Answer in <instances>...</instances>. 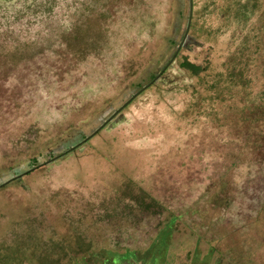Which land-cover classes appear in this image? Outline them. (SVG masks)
Instances as JSON below:
<instances>
[{
  "label": "rangeland",
  "instance_id": "1",
  "mask_svg": "<svg viewBox=\"0 0 264 264\" xmlns=\"http://www.w3.org/2000/svg\"><path fill=\"white\" fill-rule=\"evenodd\" d=\"M11 2L0 264H264V0Z\"/></svg>",
  "mask_w": 264,
  "mask_h": 264
},
{
  "label": "trees",
  "instance_id": "2",
  "mask_svg": "<svg viewBox=\"0 0 264 264\" xmlns=\"http://www.w3.org/2000/svg\"><path fill=\"white\" fill-rule=\"evenodd\" d=\"M11 1L12 0L9 1L10 2L9 4H5L6 1L4 3L0 2V17H2L5 20H8V21L16 20V19L22 17L23 14L26 13L27 9H30V4L18 5V4H14L15 3L14 1H13L14 3ZM40 2H44V3L43 4H39V3L37 4L38 11L41 10V14L45 13V12L51 13V11L54 8L53 5L55 3V0H40ZM180 68L185 69L187 71H190V73L194 76L198 75L200 72L198 67H195L193 64L187 62L186 60L180 63ZM154 76L155 75H151L150 80H152L154 78ZM141 88H139V90ZM46 155H47V157H54L55 156L51 151L48 152ZM29 164H31V166L36 165L37 159L34 157L30 158ZM9 180L13 181L14 179L12 177ZM10 182H8V183H10ZM8 183H6L5 185H7Z\"/></svg>",
  "mask_w": 264,
  "mask_h": 264
},
{
  "label": "flooded vegetation",
  "instance_id": "3",
  "mask_svg": "<svg viewBox=\"0 0 264 264\" xmlns=\"http://www.w3.org/2000/svg\"><path fill=\"white\" fill-rule=\"evenodd\" d=\"M192 13H193V0H192ZM188 16H189V14H188ZM192 18V17H191ZM190 26H191V20H190V23H189V25H188V20H187V26H186V28H185V30H184V33H183V35H182V37H181V39H180V42L178 43V46H180L179 47V50H180V48H188V46L189 45H191V44H193L194 42H193V39H192V37L189 35V29H190ZM178 46H177V48H178ZM188 62V61H187ZM190 63V62H189ZM192 64V63H191ZM171 64H166L161 70H160V72L158 73V74H156L155 76H154V78L152 79V80H154L153 81V83H151V85L152 84H154L157 80H159L160 78H161V76L164 74V72L169 68V66H170ZM195 67H198L199 68V70H200V72L199 73H201L202 72V70L200 69V67L199 66H196L195 64H193ZM188 72H190V71H188ZM151 80V81H152ZM145 90V89H144ZM143 90V87L139 90V93H141L142 91H144ZM138 93V92H137ZM138 93V94H139ZM118 115V113L113 117V118H115L116 116ZM112 118V119H113ZM112 119L110 120V121H112ZM105 126V125H104ZM103 126V127H104ZM102 127H100V129H101ZM99 129V130H100ZM98 130V131H99ZM97 131V132H98ZM97 134V133H96ZM95 134V135H96ZM94 136V135H93ZM62 155V154H61ZM168 230H170V225L168 226ZM164 234V232L161 230L160 232H159V235L160 234ZM162 237V236H161ZM158 241H161L159 238H158V240H157V242H156V244L155 245H157V247L159 246V243H158ZM164 242H166V241H161V244L162 243H164ZM161 248V247H160ZM162 257V256H161ZM161 257L159 258V259H161ZM209 257H210V255L209 256H206L203 260H199L198 259V257L197 256H194V260H190L189 261V264H209V262H208V259H209ZM159 261H161V260H157L156 261V263L158 262V264H159ZM105 264H109L108 262H104ZM213 264H217V263H213Z\"/></svg>",
  "mask_w": 264,
  "mask_h": 264
},
{
  "label": "water",
  "instance_id": "4",
  "mask_svg": "<svg viewBox=\"0 0 264 264\" xmlns=\"http://www.w3.org/2000/svg\"><path fill=\"white\" fill-rule=\"evenodd\" d=\"M191 17H192V0H189V16H188V25H189V23H190V20H191ZM179 47L180 46H178V48H177V50H176V52L179 50ZM153 81L154 80H152L149 84H147L146 86H144V88H143V90L144 89H146L151 83H153ZM139 93V92H138ZM138 93H136V94H134L127 102H125L118 110H116L115 112H114V114L110 117V118H108V120H106L104 123H103V125L101 126V127H103L104 125H106L117 113H119L133 98H135L137 95H138ZM100 128H98L96 131H94L89 137H91V136H93V135H95L96 133H97V131L99 130ZM89 137H86L85 139H83L79 144H77L76 146H74V147H77V146H79V145H81V144H83V143H85L87 140H88V138ZM74 147H72V149L71 150H73L74 149ZM56 158H58V156H56V157H54V158H52V160H54V159H56ZM51 160V161H52ZM46 163H48V162H46ZM45 163V164H46ZM45 164H40V165H37L35 168H40L41 166H43V165H45ZM34 168V169H35ZM23 174H20V175H18V176H15V177H13V179H17V178H19V177H21ZM11 180H8L7 182H5V183H3V184H1L0 185V187H2V186H4L6 183H8V182H10Z\"/></svg>",
  "mask_w": 264,
  "mask_h": 264
}]
</instances>
